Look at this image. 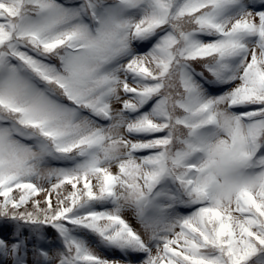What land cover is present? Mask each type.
Segmentation results:
<instances>
[{
	"label": "snow or ice",
	"instance_id": "snow-or-ice-1",
	"mask_svg": "<svg viewBox=\"0 0 264 264\" xmlns=\"http://www.w3.org/2000/svg\"><path fill=\"white\" fill-rule=\"evenodd\" d=\"M0 264H264V0H0Z\"/></svg>",
	"mask_w": 264,
	"mask_h": 264
},
{
	"label": "rangeland",
	"instance_id": "rangeland-1",
	"mask_svg": "<svg viewBox=\"0 0 264 264\" xmlns=\"http://www.w3.org/2000/svg\"><path fill=\"white\" fill-rule=\"evenodd\" d=\"M125 215H126V217L130 220V222H132L133 224H134V226H135V221H134V218L132 217V214L130 213V212H128V213H125ZM107 255H109V256H112V255H119L118 253H107ZM132 259H133V261L135 262V261H138V257H132Z\"/></svg>",
	"mask_w": 264,
	"mask_h": 264
}]
</instances>
